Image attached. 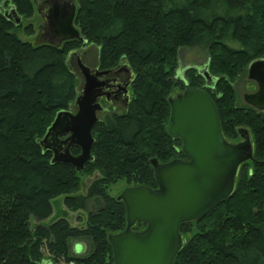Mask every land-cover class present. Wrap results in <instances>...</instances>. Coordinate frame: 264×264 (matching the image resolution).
<instances>
[{
  "label": "trees",
  "instance_id": "obj_1",
  "mask_svg": "<svg viewBox=\"0 0 264 264\" xmlns=\"http://www.w3.org/2000/svg\"><path fill=\"white\" fill-rule=\"evenodd\" d=\"M76 26L87 45L99 49L103 70L125 61L134 72L133 98L122 113L104 112L93 129V161L78 172L52 164L43 139L56 115L73 108L79 92L69 55L79 40L62 46L23 41L4 12L24 19L36 15L34 0H0V264H115L110 235L126 230L127 207L109 193L124 181L159 189L153 160L166 164L188 158L168 133L170 97L200 88L216 107L224 139L232 145L249 131L253 158L243 162L232 194L200 218L181 223L183 246L173 264H264V112L239 105L232 85L248 66L264 59V0H77ZM37 33L33 24L25 28ZM40 33V30H39ZM237 45L238 47H234ZM199 47L209 53L213 87L202 75L176 79L179 53ZM74 73H73V72ZM79 155L77 147L71 149ZM99 172L86 195H77L82 176ZM65 196L71 212L88 213L85 228L53 215L52 201ZM148 226L138 222L133 230ZM89 241L87 256L73 242ZM48 260V261H49ZM48 264V263H47Z\"/></svg>",
  "mask_w": 264,
  "mask_h": 264
},
{
  "label": "water",
  "instance_id": "obj_2",
  "mask_svg": "<svg viewBox=\"0 0 264 264\" xmlns=\"http://www.w3.org/2000/svg\"><path fill=\"white\" fill-rule=\"evenodd\" d=\"M34 2L44 22L40 27L41 41L62 46L68 41L79 40L87 46L88 42L75 24L79 11L75 0ZM4 15L15 26L21 25L23 18L14 7ZM77 54V50L72 52L68 63ZM77 65L84 85L74 106L56 115L38 144L44 152L52 154V164L69 165L81 172L93 161V129L103 110L100 99L109 97L105 91L109 84L102 79L112 70L92 68L80 56ZM200 73L206 78L207 86L213 87L214 79L208 68ZM248 79L257 83L258 91L245 94L244 101L264 112V59L250 64ZM170 104L168 133L182 139V150L190 161L159 164L153 160L159 189L137 186L126 189L118 197L126 204L128 226L125 231L110 235L115 264H173L183 246L179 232L181 223L200 218L221 199L230 196L239 166L253 158L247 129L239 130L244 140L241 145H232L224 139L216 107L205 90L189 88L176 99L171 98ZM73 147L79 148L81 153L73 155ZM138 221L148 224L142 233L131 231Z\"/></svg>",
  "mask_w": 264,
  "mask_h": 264
},
{
  "label": "rangeland",
  "instance_id": "obj_3",
  "mask_svg": "<svg viewBox=\"0 0 264 264\" xmlns=\"http://www.w3.org/2000/svg\"><path fill=\"white\" fill-rule=\"evenodd\" d=\"M77 5L78 2L75 0ZM36 6V4H35ZM37 8V7H36ZM38 10V9H37ZM36 10V12H37ZM23 29L17 31L20 39L26 42H30L33 45H37L41 43L40 40V27L44 24L43 19L36 13V15L31 19H24ZM33 24L37 30V33L33 35H29L26 33L25 28ZM234 47H238L237 45H233ZM79 53L83 52L84 54V62L90 67H96L99 61V49L94 45H88L87 47L82 48ZM209 53L206 49L194 47V48H184L180 50L179 53V65L176 70V79L184 82L186 85H189V78L186 76V72L188 70H195L198 75H201L200 72L206 70L209 66ZM71 67L73 71L77 73V77L79 80V91L84 85V79L81 76L77 66L75 58L71 57L70 60ZM250 66V65H249ZM248 66V69H249ZM203 76V75H202ZM204 77V76H203ZM205 78V77H204ZM206 79V78H205ZM233 87L238 91L239 105H246L244 101L245 94H252L258 91V85L256 82L248 79V72L245 76L238 79L232 83ZM180 93L176 90L173 94ZM183 93V92H182ZM113 112V111H112ZM115 112L122 113L123 110L118 108ZM104 114L100 115V118H103ZM100 177L99 172L93 173L91 176H82V184L81 189L77 193V195H86L88 193V189L91 184ZM134 187L133 185H129L128 183L121 181L110 187L109 193L114 197H119L126 189ZM53 205V215L51 218L45 220L42 224L45 226L50 225L51 223L59 220V219H67L71 226L77 228H85L87 225V217L88 213L84 210H80L78 212H71L65 206V196L61 195L52 201ZM73 252L78 256H87L91 251V245L89 241H77L73 242ZM79 248V249H78ZM79 251H78V250ZM49 259L46 260V264H53ZM58 264H67L65 262H61Z\"/></svg>",
  "mask_w": 264,
  "mask_h": 264
},
{
  "label": "flooded vegetation",
  "instance_id": "obj_4",
  "mask_svg": "<svg viewBox=\"0 0 264 264\" xmlns=\"http://www.w3.org/2000/svg\"><path fill=\"white\" fill-rule=\"evenodd\" d=\"M87 46H84V47H87ZM80 50L81 49H79V51ZM78 56H80L84 61L83 52L82 53L78 52L77 56H73V58H75V60H76L77 68H78V65H77V57ZM94 68L98 69L99 71H106V70H103L99 66V64ZM108 70H112V73L103 77L102 80L107 81V83L109 84V87L105 90L106 92L109 93V97L105 96L102 99H100V103L103 107V110L98 114V116L101 113L108 112V111L115 112L118 108H121L123 111H126L130 107L131 102H132V98H133L132 86H133L135 76H134V72L131 69V67L125 61H122V62H120V64L117 67L112 68V69H108ZM179 94H181V93L173 94L170 97V99L171 98L176 99ZM170 99H169V101H170ZM177 148H179L178 152H180L183 149V141H182L181 146H180V143H177ZM173 161L189 162L190 157L188 156V158L183 159L179 156V157L175 158ZM138 222H142V221H138ZM138 222L136 224H138ZM143 223H145V222H143ZM135 225L131 228V231L134 233H142L148 228V226H147L142 231L137 232V231L133 230Z\"/></svg>",
  "mask_w": 264,
  "mask_h": 264
}]
</instances>
